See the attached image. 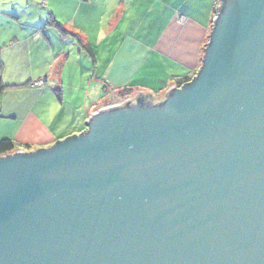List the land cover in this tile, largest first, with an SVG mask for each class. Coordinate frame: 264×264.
I'll use <instances>...</instances> for the list:
<instances>
[{"label":"water","instance_id":"95a60500","mask_svg":"<svg viewBox=\"0 0 264 264\" xmlns=\"http://www.w3.org/2000/svg\"><path fill=\"white\" fill-rule=\"evenodd\" d=\"M0 156V264H264V0H223L199 73Z\"/></svg>","mask_w":264,"mask_h":264},{"label":"crops","instance_id":"0c3cea01","mask_svg":"<svg viewBox=\"0 0 264 264\" xmlns=\"http://www.w3.org/2000/svg\"><path fill=\"white\" fill-rule=\"evenodd\" d=\"M216 2L0 0V75H25L7 83L35 94L24 101L34 104L25 121L36 120L32 108L43 104L44 94L51 103H75L74 113L60 114L63 119L45 128L35 143L20 141L19 131L4 132L3 138H12L18 149L49 147L84 132L93 113L110 104L137 97L164 100L172 87L199 73ZM41 75L44 85L33 86ZM9 115L17 120L18 112Z\"/></svg>","mask_w":264,"mask_h":264},{"label":"rangeland","instance_id":"374dc122","mask_svg":"<svg viewBox=\"0 0 264 264\" xmlns=\"http://www.w3.org/2000/svg\"><path fill=\"white\" fill-rule=\"evenodd\" d=\"M73 59L74 58H72V61ZM38 77L32 81L36 80ZM40 77L44 78L45 76L41 75ZM23 78H25V75H15L13 72L6 75L5 73H2V75H0V139L5 137L4 132L7 133L8 131H13V133H16L19 131L18 134L20 141L24 140L23 142L27 141L32 144L40 139V136L43 135L45 128L52 126L55 120L63 119L60 114L66 113L67 116H70L71 113H74L75 103H65L63 105L58 99L54 100V103H51L50 95L44 94L41 97V103L43 104L38 108L37 106L32 108L37 109L34 114L36 120L31 121L28 119L25 121V112L34 104L24 103V101L28 99L33 92L24 86H12L7 83L8 80L10 82H16L18 80H22ZM33 95L35 96L34 93ZM69 98L70 97L67 96V100L70 101ZM111 105L112 104H110V106ZM12 111L18 112L17 120H14L13 117H9V114ZM13 121L17 122L13 123ZM21 144L23 147L31 148L26 143H20L18 145L21 146Z\"/></svg>","mask_w":264,"mask_h":264},{"label":"built area","instance_id":"2783aa9c","mask_svg":"<svg viewBox=\"0 0 264 264\" xmlns=\"http://www.w3.org/2000/svg\"><path fill=\"white\" fill-rule=\"evenodd\" d=\"M222 7H223V0H217V2H216V4H215L214 14H213V16H212V30H213V28L215 27L216 20H217V18L219 17L221 11H222ZM43 84H44V78H43V77H40V78H38V79L32 81V85H33V86H42ZM182 85H183V84H182ZM182 85H178V86L176 85V86H174V87H172V88H175V87H176V88H181ZM172 88H171V89H172ZM171 89L169 90L167 97L170 95V91H171ZM167 97H166L164 100H162V101H158V102H150V103H147V104H148V105H156V104L162 103L163 101H165V100L167 99ZM134 104H138V101H137V100H127V101L118 102V103H116V104H112L111 106H110V105H109V106H106V107H104L103 109H100L99 111H96L95 113H93V115H94V114H97V113H99V112H101V111H104V110H109V109H113V108H117V107L129 106V105H134ZM93 115H92V116H93ZM92 116H91V117H92ZM90 119H91V118H90ZM19 150H21V148H20V149H17V150H14V151H12V152H9V153H7V154H13V153H16V152L19 151ZM7 154H4V155H7ZM4 155H2V156H4Z\"/></svg>","mask_w":264,"mask_h":264},{"label":"trees","instance_id":"16d2710c","mask_svg":"<svg viewBox=\"0 0 264 264\" xmlns=\"http://www.w3.org/2000/svg\"><path fill=\"white\" fill-rule=\"evenodd\" d=\"M52 22L61 26V24H59L53 18H52ZM17 149H18L17 143L12 138L7 137V138L0 139V156L7 154L9 152H12L14 150H17Z\"/></svg>","mask_w":264,"mask_h":264},{"label":"flooded vegetation","instance_id":"af4514ba","mask_svg":"<svg viewBox=\"0 0 264 264\" xmlns=\"http://www.w3.org/2000/svg\"><path fill=\"white\" fill-rule=\"evenodd\" d=\"M26 151H31V150H28V149H25Z\"/></svg>","mask_w":264,"mask_h":264}]
</instances>
